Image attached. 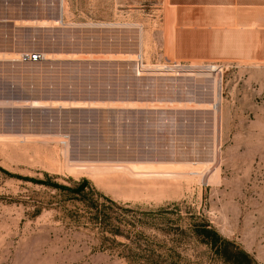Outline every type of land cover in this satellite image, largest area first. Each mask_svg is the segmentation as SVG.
Wrapping results in <instances>:
<instances>
[{"label": "rangeland", "instance_id": "obj_1", "mask_svg": "<svg viewBox=\"0 0 264 264\" xmlns=\"http://www.w3.org/2000/svg\"><path fill=\"white\" fill-rule=\"evenodd\" d=\"M64 146L181 175L72 174ZM203 224L264 264V0H0V264H223Z\"/></svg>", "mask_w": 264, "mask_h": 264}, {"label": "bare ground", "instance_id": "obj_2", "mask_svg": "<svg viewBox=\"0 0 264 264\" xmlns=\"http://www.w3.org/2000/svg\"><path fill=\"white\" fill-rule=\"evenodd\" d=\"M60 7H61V10L63 11L62 1H61V4H60ZM130 57H133V56L132 55H128L126 57V59H124V60L125 61H129V62L130 61L132 62L133 61V58L131 59ZM61 59H62L61 57H57L56 58V60H61ZM19 61H20V59H19ZM216 95H218V94H216ZM216 95L214 97V101L213 102H217V104L216 103L214 104V105L217 106L218 103H219L218 102L219 99H218V96L216 97ZM24 101H22L23 102V105H25V106H27L29 108H42V107H45V104H43L42 102L37 101V100H31V101L24 100ZM20 102L19 101H16V102H13V103H20ZM134 102H136V101H134ZM128 103H130V102H128ZM139 103H141V102H139ZM153 103H155V102H153ZM160 103L161 102H159L158 104H160ZM108 104H109V102H108ZM102 105H103L102 103H100V102H94V101L93 102H91V101L90 102H84V101H78V100H70V101H65V102H50L49 106H46V107H51V108H55V107L57 108L58 107V108H61V109H102L103 108ZM149 105H147V106H149ZM214 105H210V106L212 107ZM136 106H137V104H136ZM13 107H15V106H13ZM150 107H152V106H150ZM131 108H133V107H131ZM136 108L137 107H135V109ZM17 137H21L23 139V141H25L26 140L25 138L27 136H25V135H18ZM53 137H55V136H53ZM60 137H61V135H60ZM65 138L66 137H64V139ZM65 141L62 140L61 144H65L66 142H68V141H66V142ZM66 146H68V145H66ZM64 148H66V149L63 150L62 154H63V156L65 157V159L67 161L66 166L68 168L67 169L65 167V169H66V171L69 170L72 174L73 173H77L78 175H80V174H87V175H92V176L96 177L97 174L99 175L100 171H102V174H103V171H106V172L109 171V172H119V173H122V174H126V175H129V177H131V178H165V177H169V178L171 177L172 178L175 175H181V173H178V172L176 173V172L169 171V168L159 167V165H163V163H160V162H142V161H137V160H131V161H129V160H127V161H125V160H123V161H118V160L117 161L116 160L115 161H112V160H108L107 161L106 160V161H102L99 158L97 159V157L95 159L94 158L92 159L89 156H84V158L81 157L83 160H78L79 158L77 157L76 158L77 160L76 161L75 160L73 161V160H71L68 157L69 154H68V151H67V147L64 146ZM69 152H71V151H69ZM93 155H94V153H93ZM185 164H187V165H199V163H192V164L191 163H185ZM215 170H217V168H215L214 171ZM215 173H217V171ZM187 174L193 175V174H196V173L195 172H189ZM214 175H216V174H214ZM182 176H184V175L182 174ZM212 177L214 178V176H212ZM212 177H211V179H212ZM216 177H217V175H216ZM214 180L216 181L215 178H214Z\"/></svg>", "mask_w": 264, "mask_h": 264}, {"label": "trees", "instance_id": "obj_3", "mask_svg": "<svg viewBox=\"0 0 264 264\" xmlns=\"http://www.w3.org/2000/svg\"><path fill=\"white\" fill-rule=\"evenodd\" d=\"M40 184L46 185L50 188L64 192L67 195L71 196V199L77 202H87L85 201V189L88 186L86 181L75 184L72 187H65L49 182H41ZM86 207L89 209H94L93 215L89 216L91 221H94V224L98 225L102 231H107L113 233L110 228H107V221L104 215L101 216V211L97 209L96 204L93 202H88ZM90 215V214H89ZM195 236L201 244L206 245L214 251V255L223 263V264H255L252 259L242 250H240L233 243L222 239L211 227L206 224L196 227L194 231Z\"/></svg>", "mask_w": 264, "mask_h": 264}, {"label": "built area", "instance_id": "obj_4", "mask_svg": "<svg viewBox=\"0 0 264 264\" xmlns=\"http://www.w3.org/2000/svg\"><path fill=\"white\" fill-rule=\"evenodd\" d=\"M43 59H44V56L41 53L34 52L29 55H23L20 58V61L25 62V63H39Z\"/></svg>", "mask_w": 264, "mask_h": 264}]
</instances>
